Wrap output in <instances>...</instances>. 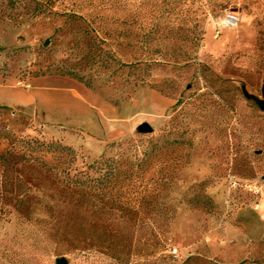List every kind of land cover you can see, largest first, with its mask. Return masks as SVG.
<instances>
[{"label": "rangeland", "instance_id": "374dc122", "mask_svg": "<svg viewBox=\"0 0 264 264\" xmlns=\"http://www.w3.org/2000/svg\"><path fill=\"white\" fill-rule=\"evenodd\" d=\"M263 92L264 0H0V155L13 135L81 166L158 139L166 176L153 220L141 204L137 218L64 206L47 175L15 165L0 178V264H264Z\"/></svg>", "mask_w": 264, "mask_h": 264}, {"label": "trees", "instance_id": "16d2710c", "mask_svg": "<svg viewBox=\"0 0 264 264\" xmlns=\"http://www.w3.org/2000/svg\"><path fill=\"white\" fill-rule=\"evenodd\" d=\"M200 36V32L195 36L197 43ZM6 138L9 147L0 155L2 180L9 176L15 165L27 164L37 173L47 175L48 181L55 186L57 202L64 206L79 208L104 200L103 206L108 204L112 209H120V217L137 218L140 204L147 208L149 219L162 216L158 213L157 199L166 189V176L160 168L163 157L158 139H130L124 143H112L109 146L114 149L112 154H104L89 164L78 166L74 150L59 142L15 138L13 135ZM2 180L0 187L3 186ZM29 203L27 197L15 199L19 226L31 223ZM2 214L9 212L2 210ZM54 221L55 225H60L59 217L54 216L50 223ZM68 221L75 225L74 219L67 217L66 223ZM55 235H58L57 230L52 233V236ZM24 239H28V235ZM38 243L40 241L35 240L34 247ZM152 243L153 248H162L155 239ZM124 249L117 253L119 261H124L127 256ZM151 254L152 251L148 256Z\"/></svg>", "mask_w": 264, "mask_h": 264}, {"label": "water", "instance_id": "95a60500", "mask_svg": "<svg viewBox=\"0 0 264 264\" xmlns=\"http://www.w3.org/2000/svg\"><path fill=\"white\" fill-rule=\"evenodd\" d=\"M253 101H255L258 105V107L264 112V92L262 94V101L257 100L256 98H251ZM137 132L140 134H151L152 133V127L144 122L137 126L136 128ZM55 264H67V260L64 257H61L56 260Z\"/></svg>", "mask_w": 264, "mask_h": 264}]
</instances>
